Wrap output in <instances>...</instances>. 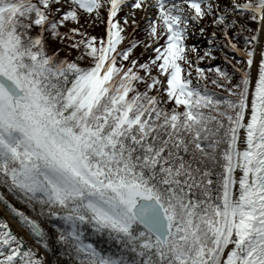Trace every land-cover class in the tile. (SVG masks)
I'll return each instance as SVG.
<instances>
[{"label":"snow or ice","instance_id":"1","mask_svg":"<svg viewBox=\"0 0 264 264\" xmlns=\"http://www.w3.org/2000/svg\"><path fill=\"white\" fill-rule=\"evenodd\" d=\"M0 264H264V0H0Z\"/></svg>","mask_w":264,"mask_h":264},{"label":"rangeland","instance_id":"2","mask_svg":"<svg viewBox=\"0 0 264 264\" xmlns=\"http://www.w3.org/2000/svg\"><path fill=\"white\" fill-rule=\"evenodd\" d=\"M96 31H99V29H95ZM189 43H196L200 45L201 47L205 46L207 44V40L205 37H190ZM204 64L205 62H201Z\"/></svg>","mask_w":264,"mask_h":264},{"label":"bare ground","instance_id":"3","mask_svg":"<svg viewBox=\"0 0 264 264\" xmlns=\"http://www.w3.org/2000/svg\"><path fill=\"white\" fill-rule=\"evenodd\" d=\"M14 228L16 227L15 224L12 225Z\"/></svg>","mask_w":264,"mask_h":264}]
</instances>
